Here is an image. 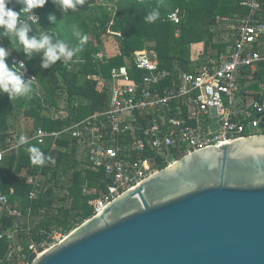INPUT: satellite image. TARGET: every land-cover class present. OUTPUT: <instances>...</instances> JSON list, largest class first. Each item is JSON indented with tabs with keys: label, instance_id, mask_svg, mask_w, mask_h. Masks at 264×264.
Returning <instances> with one entry per match:
<instances>
[{
	"label": "built area",
	"instance_id": "1",
	"mask_svg": "<svg viewBox=\"0 0 264 264\" xmlns=\"http://www.w3.org/2000/svg\"><path fill=\"white\" fill-rule=\"evenodd\" d=\"M241 5L247 13L216 17L217 28L228 35L226 48L203 62L204 51L200 49L194 71L164 68L157 52L145 48L130 55H124L120 49L115 56H121L124 62L111 66L106 74L103 65L115 56L103 50L94 53L96 70L87 73L84 80L91 81L96 92L107 96L106 106L82 118H76L78 109L73 110L66 98L58 105L46 103L45 92L35 75L27 64L20 68L19 62L23 59L10 52L6 58L10 67L25 80L31 78L37 94L43 98L44 113L53 121L71 119L61 129L34 127L25 138L26 143L36 141L57 149L64 137L74 139L78 157L86 162L85 167L103 174L105 188L99 194L95 187H83L86 196L98 194L88 199L93 215L160 170L161 164L167 166L211 145L264 134V0H242ZM34 13L40 21L39 13L36 10ZM168 19L180 24L179 9L170 12ZM32 27L47 31L40 23ZM109 32L122 36L120 32ZM179 35L177 29L176 36ZM0 46L8 48L1 36ZM79 62L84 61L72 57L67 67L75 69ZM19 141L12 134L7 147L0 146V162L9 151L26 144ZM28 182L33 186L31 200L46 191L38 176L30 175ZM14 193V188L9 193L0 189V216L25 222L32 217L31 211L25 214L11 202ZM26 229L30 230L31 226ZM5 234L9 249L0 256V264H30L31 256L36 258L48 249L42 242L20 237L17 229ZM56 238L52 236L54 244L62 240Z\"/></svg>",
	"mask_w": 264,
	"mask_h": 264
},
{
	"label": "trees",
	"instance_id": "2",
	"mask_svg": "<svg viewBox=\"0 0 264 264\" xmlns=\"http://www.w3.org/2000/svg\"><path fill=\"white\" fill-rule=\"evenodd\" d=\"M242 0H107L112 9L102 0H85L83 5H78L76 11L68 10L64 15L52 4L51 0L43 7L35 9L40 15L41 28L54 34L55 38L63 40L70 48L79 44L73 35L71 25L77 24L83 34L88 36L87 42L81 50L74 54L73 58L82 59L84 62L77 63L75 69H69L63 60L57 61L56 66L49 69L41 67V58L37 55L26 64L40 83L46 103L58 105L65 95L69 106L78 109L76 118H82L97 109L106 106L107 96L95 91L94 85L89 80H84L87 73L95 71L93 62L94 53L101 50L100 43L104 35H110L109 31L122 34L118 37L121 43V51L124 55H130L135 50L148 48L155 50L159 56L162 67L170 70L182 69L194 71L195 63L192 60L191 44L193 42H205V53L201 57H209V49L212 47L216 53L226 48V42H215L217 35L218 15L236 16L247 13L246 7L241 5ZM8 7L20 11L22 7L17 0H9ZM179 9L182 16L181 23L175 24L168 19V14ZM154 10L160 15L154 22H147L144 18ZM56 16V24L48 20V16ZM264 15V11H263ZM264 17V16H263ZM177 29L180 35L176 36ZM218 30V29H217ZM219 31V30H218ZM35 34L39 30L33 28ZM220 32V31H219ZM31 35V33H30ZM0 36L8 48L11 49L7 37ZM96 40V42H95ZM17 56L25 60L22 52H16ZM10 67L9 61L6 59ZM121 56L111 57L103 65L106 74L111 66L123 63ZM29 106L24 113L28 118L39 121L46 129H61L71 119L65 121H53L44 112L42 97L37 94L34 85L31 92L26 95ZM78 102L79 106H75ZM14 111L13 99L10 100L7 93H0V146L7 147V140L12 136L9 131V117ZM34 128V127H33ZM32 128V129H33ZM60 147L51 149L50 145H39L36 141H30L21 145L18 150L9 151L3 162H0V189L8 192L11 188L15 193L11 196V202L18 205L25 213L31 211L32 216H41V220L34 226L6 215L0 216V256L9 249V230H18L20 237L41 243L52 241V232L63 228L71 232L74 228L93 216V211L88 204L90 197H95L105 188L103 174L85 167L86 162L78 157L76 140L64 137L59 140ZM35 146L45 158L43 165H33L31 162L34 153L28 149ZM48 157H51L49 160ZM165 165L161 164V168ZM70 176L62 183L58 177L61 171L68 172ZM38 176L45 184L46 191L36 200H31L29 194L33 186L28 182L29 176ZM88 185L98 189V194L84 195L83 187ZM66 192L62 198L58 196L61 189ZM60 190V191H58ZM59 203L58 202H62ZM80 218L75 223H70L71 217ZM31 226L27 230V226Z\"/></svg>",
	"mask_w": 264,
	"mask_h": 264
},
{
	"label": "water",
	"instance_id": "3",
	"mask_svg": "<svg viewBox=\"0 0 264 264\" xmlns=\"http://www.w3.org/2000/svg\"><path fill=\"white\" fill-rule=\"evenodd\" d=\"M30 264H264V134L186 154Z\"/></svg>",
	"mask_w": 264,
	"mask_h": 264
},
{
	"label": "clouds",
	"instance_id": "4",
	"mask_svg": "<svg viewBox=\"0 0 264 264\" xmlns=\"http://www.w3.org/2000/svg\"><path fill=\"white\" fill-rule=\"evenodd\" d=\"M17 2L22 5L19 12L8 7L9 0H0V29H2V36L7 37L12 46L11 49L0 46V93H7L10 100L28 95L32 86L31 78L25 80L13 67H9L6 58L9 57L11 51L22 52L25 55V60L19 62L22 69L27 61H31L37 55L41 58V67L49 69L57 61L63 60L67 63L88 40V36L83 34L75 23L71 27L79 44L73 48H70L63 40L55 38L54 34L49 31H39L35 34L32 24L40 23V21L34 10L43 8L49 0H17ZM51 2L64 15L69 9L76 11L77 6L83 5L85 0H51ZM159 15V11L154 10L144 19L151 23L158 19ZM21 16L26 18L21 19ZM48 20L53 24L57 23L56 16L53 14L48 16ZM19 142L24 144L26 140L21 136ZM28 151L35 154L31 159L33 165L45 163L44 156L35 146L30 147ZM48 159L50 160L51 157Z\"/></svg>",
	"mask_w": 264,
	"mask_h": 264
},
{
	"label": "rangeland",
	"instance_id": "5",
	"mask_svg": "<svg viewBox=\"0 0 264 264\" xmlns=\"http://www.w3.org/2000/svg\"><path fill=\"white\" fill-rule=\"evenodd\" d=\"M102 1H106V5L109 7V9H112V5L109 4V2H107V0H102ZM219 31L220 29L217 28ZM218 40H225V35L220 31L217 32V37ZM96 42V40H95ZM101 47V50H104L105 52H107L108 54H116L120 48H121V43L120 40L117 36L110 34V35H104L101 39V43L99 44ZM192 50V48H191ZM214 53H216V51H214ZM57 62L55 64H53L52 66H56ZM65 95L60 99L61 103H64L65 101ZM13 104H14V111L13 113L10 115L9 117V124H10V129L9 131L11 132L10 134L13 135H17L18 139L21 138V136H23L24 138H27L29 136L30 131L32 130L33 127H38L40 125L39 121H33L32 118H28L24 111L26 108H28L29 106V100L28 98H26V96H22V97H17L15 99H13ZM64 105V104H62ZM71 170H69L68 172L66 171H61L59 174L58 179L62 182L65 183L64 181H66V179L70 176L71 174ZM60 191V190H58ZM66 192L65 189H61L60 192H58V196L60 198H62V194ZM91 194H95L94 192ZM90 194V195H91ZM59 203H63L62 202H58ZM77 219H79L80 217L77 216ZM76 218L73 216L70 218V223H75ZM41 216H32L30 217V219H25L26 223H30L32 226H34L35 224H37L40 220H41ZM69 232L66 231L65 229H61L59 228L58 230H54L51 234V236H53V238L55 237H59L63 239L64 235H67ZM57 239V238H56ZM47 248H50L52 245H54V241L51 242H47L44 241L42 242ZM57 243V242H55Z\"/></svg>",
	"mask_w": 264,
	"mask_h": 264
},
{
	"label": "crops",
	"instance_id": "6",
	"mask_svg": "<svg viewBox=\"0 0 264 264\" xmlns=\"http://www.w3.org/2000/svg\"><path fill=\"white\" fill-rule=\"evenodd\" d=\"M214 30H216V32H219L217 29H216V27L214 28ZM224 35H225V40H222V41H224V42H226V40H227V38H228V35H227V33L226 32H222ZM216 37H217V35H216ZM221 40H218L217 38H215V42H220ZM191 48H192V50H191V55H192V60L194 61V62H198L197 61V58L200 56V54H199V50L200 49H202L203 51H204V53H205V42L204 41H201V42H193L192 44H191ZM211 49H209V51H210V53H209V56H211V53H214V51H215V49H213L212 47H210ZM104 51V50H103ZM105 52V51H104ZM106 54H108L107 52H105ZM109 56H115V54L113 53V54H108ZM204 55V54H203ZM203 55H201V57L203 56ZM208 56H206L204 59H201V62H203V61H205L206 60V58H207ZM196 64V63H195ZM76 103H78V102H76ZM75 103V104H76Z\"/></svg>",
	"mask_w": 264,
	"mask_h": 264
}]
</instances>
